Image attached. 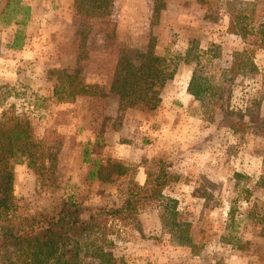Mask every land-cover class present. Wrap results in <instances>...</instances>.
<instances>
[{"label":"rangeland","instance_id":"obj_1","mask_svg":"<svg viewBox=\"0 0 264 264\" xmlns=\"http://www.w3.org/2000/svg\"><path fill=\"white\" fill-rule=\"evenodd\" d=\"M8 1L0 0V121L29 120L41 155L37 170L14 167L12 220L71 204L87 219L161 174L160 196L92 235L116 264H264V127L234 131L223 120L255 100L264 117V0H236L246 36L229 29L233 0H111L94 14L76 0H22L31 6L24 26L5 23ZM20 29L24 44L12 48ZM211 48L221 56L209 59ZM246 48L258 69L234 75L233 52ZM148 49L176 73L158 88L157 107L122 109L112 89L121 61ZM195 72L211 85L204 100L189 92ZM79 261L100 264L84 253Z\"/></svg>","mask_w":264,"mask_h":264},{"label":"trees","instance_id":"obj_2","mask_svg":"<svg viewBox=\"0 0 264 264\" xmlns=\"http://www.w3.org/2000/svg\"><path fill=\"white\" fill-rule=\"evenodd\" d=\"M76 1L80 4L81 10L94 14L101 8L105 12L111 0ZM235 4L236 0H233L230 11L235 17L231 18L229 29L232 33L246 36L249 33L248 26L243 24L246 16L236 12ZM4 10L8 13L6 24L15 22L24 26L31 15V6L22 3V0H9ZM19 15L22 18H18ZM257 31L261 34V42H264V20ZM20 34H22L21 29L15 35L10 47L23 46L24 42H21ZM136 54L135 57H123L112 89L120 96L122 109L141 102L155 108L161 100L158 88L174 77L177 64L172 63V60L168 64L166 55L158 56L152 49ZM207 54L209 59L221 56V53L213 48L209 49ZM232 56L228 71L233 72L234 75L258 69L248 48L237 50ZM210 90L211 85L207 84L206 78L199 77L195 72L189 84V92L196 99L204 100L205 94ZM260 109L261 101L255 100L253 105L238 112L236 118L231 119L227 116L223 120L234 131L243 129L247 124L257 123L264 127V117ZM39 149V143L32 137L29 120L15 114L4 116L0 121V219L9 224L0 227V264H81L79 257L82 253L95 256L100 264H116L114 254L100 246L92 235L102 234L109 220L131 218L141 200L160 196L164 186L161 182L162 175L159 174L154 180L148 178L144 188L136 192L135 199L130 198L115 209L96 210L87 219L81 218L80 210L71 204L67 209L53 215L40 213L25 216L20 220H12L15 213L12 193L14 167L25 163L37 170V163L41 158ZM84 153L86 161H90L89 152ZM164 175L166 176L167 173L164 172ZM96 176L97 173L92 170L90 177ZM259 183L264 187V177ZM229 220L230 222L235 220L233 206L229 211ZM261 221L264 222V216Z\"/></svg>","mask_w":264,"mask_h":264}]
</instances>
